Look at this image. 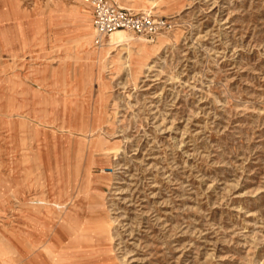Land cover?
<instances>
[{
	"label": "rangeland",
	"instance_id": "obj_1",
	"mask_svg": "<svg viewBox=\"0 0 264 264\" xmlns=\"http://www.w3.org/2000/svg\"><path fill=\"white\" fill-rule=\"evenodd\" d=\"M154 1L124 68L85 0H0V264H264V0Z\"/></svg>",
	"mask_w": 264,
	"mask_h": 264
},
{
	"label": "built area",
	"instance_id": "obj_2",
	"mask_svg": "<svg viewBox=\"0 0 264 264\" xmlns=\"http://www.w3.org/2000/svg\"><path fill=\"white\" fill-rule=\"evenodd\" d=\"M93 15L94 44L102 47L116 30H128L155 42L170 28L164 17H155L118 5L113 0H85Z\"/></svg>",
	"mask_w": 264,
	"mask_h": 264
},
{
	"label": "bare ground",
	"instance_id": "obj_3",
	"mask_svg": "<svg viewBox=\"0 0 264 264\" xmlns=\"http://www.w3.org/2000/svg\"><path fill=\"white\" fill-rule=\"evenodd\" d=\"M157 1L154 0H148L143 5V12L144 14H148L150 16L153 12L150 11L147 7L150 5L156 4ZM117 3V2H116ZM120 5V4H119ZM122 6V5H120ZM94 29V28H93ZM131 31L128 30H116L110 34V36L107 38V46L104 48L105 54L102 61L103 66H109L110 64H116L118 67H124L127 66L130 63V55L133 52H140L144 48L143 43H139L137 46H134L131 44ZM133 34V33H132ZM116 49L117 51V58L111 59V50ZM110 67V66H109Z\"/></svg>",
	"mask_w": 264,
	"mask_h": 264
}]
</instances>
